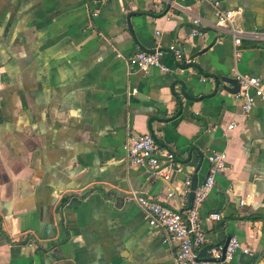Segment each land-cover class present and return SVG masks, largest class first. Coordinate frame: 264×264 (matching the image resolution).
<instances>
[{"label":"crops","instance_id":"1","mask_svg":"<svg viewBox=\"0 0 264 264\" xmlns=\"http://www.w3.org/2000/svg\"><path fill=\"white\" fill-rule=\"evenodd\" d=\"M218 1L237 44L208 0H0V264H173L178 242L128 197L187 207L211 150L227 158L199 208L200 255L235 234L252 253L218 264H264V100L244 113L222 79L264 72V0ZM171 42L192 61L125 58ZM146 131L174 150L167 173L126 160Z\"/></svg>","mask_w":264,"mask_h":264},{"label":"built area","instance_id":"2","mask_svg":"<svg viewBox=\"0 0 264 264\" xmlns=\"http://www.w3.org/2000/svg\"><path fill=\"white\" fill-rule=\"evenodd\" d=\"M208 1L212 2L215 8L217 24H229L234 33V42L239 43L242 30L233 24L236 11L222 8L218 0ZM192 33L203 32L194 29ZM164 52L171 53L178 61H192V58L184 55L182 47L173 42L164 47L155 46L151 50L139 49L125 58L137 68L147 69L150 66H157L161 70H167L168 67L160 59ZM117 55L121 56L122 53L118 52ZM235 78L239 83V89L234 92V96L240 100L242 111L247 113L257 99L264 100V72L258 75L237 72ZM233 125L234 123L230 122L227 124V128H231ZM122 148L129 163L148 167L153 172L161 174L167 173L171 169L172 160L175 157L174 150L168 145L160 144L152 131L128 136L123 142ZM226 158L225 150H211L207 154L210 166L204 179L194 187H192L190 177L184 180L183 193L185 196L191 190L193 191L192 202L187 207L171 206L163 201L135 192L128 197V199L137 202L145 211L150 225L158 226L163 230L164 241L176 240L178 242L173 264H218L231 259L238 249L244 253H252V250L243 245L237 235L233 234L229 236L226 244L221 242L212 245L209 248L208 256L200 255V248L204 245L206 236L200 223L199 208L214 185L216 174L224 168ZM163 162L165 163L162 164ZM173 194V190L167 192L168 196ZM244 200V198L240 199V203H244ZM207 218L220 219L221 213L210 211Z\"/></svg>","mask_w":264,"mask_h":264},{"label":"water","instance_id":"3","mask_svg":"<svg viewBox=\"0 0 264 264\" xmlns=\"http://www.w3.org/2000/svg\"><path fill=\"white\" fill-rule=\"evenodd\" d=\"M130 28H131V27H130ZM222 79H224L225 81L230 82V83L233 85L232 90H233L234 92L237 91V90L239 89V83H238V81H237V79H236L235 77L222 76ZM194 186H195V185H194V181L192 180V187H194ZM192 198H193V191L191 190V191L189 192V201H190L189 205H190L191 202H192ZM228 239H229V236H227L226 239L224 240V244L227 243Z\"/></svg>","mask_w":264,"mask_h":264},{"label":"trees","instance_id":"4","mask_svg":"<svg viewBox=\"0 0 264 264\" xmlns=\"http://www.w3.org/2000/svg\"><path fill=\"white\" fill-rule=\"evenodd\" d=\"M203 251H204V249H202V250L200 251V254H202V253H203Z\"/></svg>","mask_w":264,"mask_h":264}]
</instances>
